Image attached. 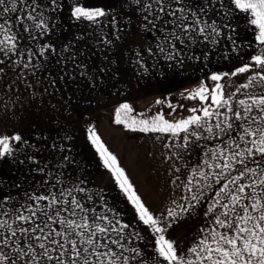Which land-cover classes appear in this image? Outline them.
<instances>
[{"label":"snow or ice","instance_id":"obj_1","mask_svg":"<svg viewBox=\"0 0 264 264\" xmlns=\"http://www.w3.org/2000/svg\"><path fill=\"white\" fill-rule=\"evenodd\" d=\"M130 5L139 13L141 30L155 41L145 49L148 57L163 59L169 68L201 56L207 63L209 52L223 43L235 54L225 52V59L236 63L227 71H211L197 87L181 93L199 102L186 118L170 121L161 111L135 114L126 102L114 108L116 125L166 141L162 155L169 164L170 191L158 211L138 194L94 126L87 128V140L118 195L131 205L130 220L104 190L94 192L83 180L65 185L62 172H46L47 164L39 166L34 156L26 155L47 179L25 191L23 199L0 195V264H264V0H130ZM66 7L70 19L87 26L103 25L102 18L109 16L104 7L84 6L80 0L71 5L64 0H0V88H38L43 83L38 74L45 71L50 86L63 81L69 72L61 67L64 75L53 77V58L57 65L73 62L95 87L70 45L57 53L43 42ZM110 23L115 29L114 15ZM238 27L251 33L249 41L238 43ZM100 42L112 43L106 35ZM197 46L208 51L194 55ZM144 61L136 50L133 62L146 72ZM232 77L245 82L237 84ZM226 86L234 91L226 93ZM167 107L176 111L170 101ZM28 147L39 151L18 133L0 135V160L15 162ZM194 147L202 151L195 164L187 159ZM69 161L64 156L55 167L64 168ZM201 209L203 223L187 246L170 235L174 225Z\"/></svg>","mask_w":264,"mask_h":264},{"label":"crops","instance_id":"obj_2","mask_svg":"<svg viewBox=\"0 0 264 264\" xmlns=\"http://www.w3.org/2000/svg\"><path fill=\"white\" fill-rule=\"evenodd\" d=\"M83 1L80 0V3ZM64 2L71 5L74 0ZM84 6L104 7L109 16L102 18L103 25L87 26V22L70 19L66 7L55 17V26L43 42L52 44L57 53L70 45L72 52L76 53V63L86 65L88 77L95 82V87L89 79L79 75L80 69L75 68L73 62L57 65L53 58L50 65L53 77L58 73L64 75L61 67L69 72L63 81L57 79L55 85L50 86L46 79L49 72L45 71L38 74L43 81L38 88L27 89L23 84L19 85V91L15 85L11 91L6 86L0 88V135L18 133L39 149L25 148L23 153L17 154L15 162L11 158L0 160V195L11 193L23 199L25 191H32L38 182L47 179L46 174L35 171L38 165L26 159V155H32L40 162L39 166L47 164L46 172L51 170L56 175L62 172L60 178L65 185L83 180L86 182L84 186L94 192L104 190L125 220H130L133 209L123 195H118V187L87 140V128H96L102 141L117 156L138 194L153 211H158L170 191L169 164L162 155L165 151L162 144L166 141H157L153 134L132 133L116 125L114 108L126 102L138 110L156 104L157 100L165 101L159 104L164 107L170 101L176 111L172 112L166 105L164 109L169 110L168 120L186 118L190 114L189 109L197 104H181V93L197 87L211 71H227L236 61L225 59L224 53L235 54L231 53L230 46L222 43L209 52L206 63L201 53L208 49L197 46L192 49V54L201 56L199 61L185 59L182 65L173 63L169 68L168 62L163 59L147 56V45L155 41L150 33L141 30L142 21L139 13L131 10L134 6L130 5V0H90ZM113 15L116 18L115 29L110 23ZM237 32L238 43L251 39V33L243 27H238ZM105 35L112 41L110 45L100 42ZM117 35L119 39H116ZM136 50L145 57L146 72L133 62ZM231 79L237 84L245 82L243 78ZM32 83L35 84V81L32 80ZM230 91L234 88L226 86L225 92ZM33 92L36 94L33 95ZM65 136H71V139L66 140ZM54 143L56 148H53ZM60 145L64 146L63 152L59 150ZM64 156H69L70 161L64 162V168H56L55 165L62 162ZM201 156L202 151L194 147L187 159L195 164ZM20 160H24V164H20ZM54 181L55 175L50 182ZM17 184L20 187H16ZM202 223L201 209V214L174 225L170 235L187 246Z\"/></svg>","mask_w":264,"mask_h":264},{"label":"trees","instance_id":"obj_3","mask_svg":"<svg viewBox=\"0 0 264 264\" xmlns=\"http://www.w3.org/2000/svg\"><path fill=\"white\" fill-rule=\"evenodd\" d=\"M207 83L209 85H212V82L211 81H207ZM180 103L183 104V105H186V104L191 105V104L194 103V104H197L196 107H199V102L198 101H190V100L185 99L184 97L181 99ZM166 105L163 107V106H160L159 104H157V105L156 104H153L150 107L148 106L146 108H142V109H138V110L134 109V110H135V114H138V113H142L143 112V113H147L148 115H154V114H156L157 111H161V112L164 113L165 118L168 119V117H167L168 115L167 114H168V111L169 110L168 109L165 110L167 108Z\"/></svg>","mask_w":264,"mask_h":264},{"label":"rangeland","instance_id":"obj_4","mask_svg":"<svg viewBox=\"0 0 264 264\" xmlns=\"http://www.w3.org/2000/svg\"><path fill=\"white\" fill-rule=\"evenodd\" d=\"M88 1H90V0H84V1L82 2V4H83V5H88Z\"/></svg>","mask_w":264,"mask_h":264}]
</instances>
